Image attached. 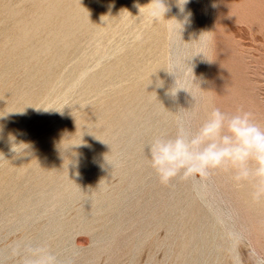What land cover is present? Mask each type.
I'll use <instances>...</instances> for the list:
<instances>
[{"label":"rangeland","instance_id":"obj_1","mask_svg":"<svg viewBox=\"0 0 264 264\" xmlns=\"http://www.w3.org/2000/svg\"><path fill=\"white\" fill-rule=\"evenodd\" d=\"M34 1L0 0V11ZM150 2L93 0L107 11L97 30L79 37L20 126H3L0 168L43 140L53 145L35 169L19 161L16 178L0 172V264H23L25 245L46 246L58 264H264V200L252 201L249 183L216 169L162 184L146 147L189 116L195 131L213 108L250 111L264 127V0H189L184 13L167 0L158 22ZM12 24L0 17V30ZM108 65L114 74L95 89L80 80ZM175 80L173 99L165 92ZM107 102L117 115L109 126L98 116ZM59 138L73 145L54 146Z\"/></svg>","mask_w":264,"mask_h":264},{"label":"water","instance_id":"obj_2","mask_svg":"<svg viewBox=\"0 0 264 264\" xmlns=\"http://www.w3.org/2000/svg\"><path fill=\"white\" fill-rule=\"evenodd\" d=\"M90 1L37 0L28 11L12 6H9L11 9L1 8L0 17L11 19L13 24L0 30V143L7 136L3 126L7 125L11 130L20 126L25 106L45 95L55 78V68L62 63L67 53L78 49V40L84 31L93 33L97 30L100 19L107 11L102 5L90 6ZM38 36L42 37L39 41L35 40ZM143 44H139V47ZM114 72V65H108L95 73L83 71L80 80L95 89L103 77L110 78ZM15 73H20L21 78L14 84L10 78ZM76 73L78 72L75 67L61 79L68 80ZM153 84L152 80L146 82L147 87ZM132 96L134 100L142 94L133 92ZM130 104L131 101L125 107ZM98 116L102 125H111L117 117L113 112V103L107 102L106 108L101 110ZM36 124L39 125L38 122ZM64 139L59 138L54 146L73 145ZM91 141L95 142L97 138L93 136ZM50 145L53 144L43 140L40 150L29 149L17 156L11 166L0 168V172L9 168L10 180L16 178L14 173L17 172L15 168L19 161L30 164L26 170L35 169V159L46 157L50 150L43 151V148ZM7 191L5 188L1 191L4 200Z\"/></svg>","mask_w":264,"mask_h":264},{"label":"clouds","instance_id":"obj_3","mask_svg":"<svg viewBox=\"0 0 264 264\" xmlns=\"http://www.w3.org/2000/svg\"><path fill=\"white\" fill-rule=\"evenodd\" d=\"M150 3L148 17L153 22L165 18L170 11L167 0ZM175 3L179 12L184 13L189 0ZM189 16L190 13L184 22ZM178 90L175 80V86L165 95L174 99ZM191 119V116L181 119L174 136H156L146 146L150 166L160 183L167 185L178 176L207 177L216 169L231 170L236 183L247 182L252 186L253 202L264 200V127L254 120L253 113L241 109L229 114L213 108L195 131ZM23 264H58V260L46 246L25 245Z\"/></svg>","mask_w":264,"mask_h":264},{"label":"bare ground","instance_id":"obj_4","mask_svg":"<svg viewBox=\"0 0 264 264\" xmlns=\"http://www.w3.org/2000/svg\"><path fill=\"white\" fill-rule=\"evenodd\" d=\"M92 1H93V0L90 1V6H93V5H92ZM107 4H108V3H107ZM93 7H95V6H93ZM41 38H42V37L38 36V37L35 38V40L39 41ZM221 170H222V169H221ZM219 171H220V170H219ZM230 171H231V170H230ZM220 172H221V171H220ZM222 172H224V170H222ZM231 173H233V171L230 172V174H231ZM220 174H221V173H220ZM226 174H227V173H226ZM233 174H234V173H233ZM227 176H228V175H227ZM232 177H233V175H232ZM219 179H220V178H219ZM226 181H227V179H226ZM231 181H232V180H231ZM228 182H229V181H228ZM232 182H233V181H232ZM247 188H248V187H247ZM232 190H233V189H232ZM235 190H236V189H234V191H235ZM242 190H244V189H242ZM238 191H239V190H238ZM239 192H240V191H239ZM239 192H238V193H239ZM231 193H232V192H231ZM241 193H243V191H242ZM241 193H240V194H241ZM229 194H230V192H229ZM230 195H232V194H230ZM237 196H238V194H237ZM247 196H248V195H246V197H247ZM233 197H234V196H232V198H233ZM238 197H239V196H238ZM240 197L242 198V196H240ZM234 198H235V197H234ZM241 198H240V200L242 201ZM233 200H234V199H233ZM236 201H237V200H236ZM243 202H244V200H243ZM236 203H238V202H236ZM245 203H247V202H245ZM242 204H243V203H242ZM239 205L241 206V203H239ZM239 205H238V206H239ZM242 206H243V205H242ZM248 206H249V204H248ZM243 207H244V206H243ZM241 208H242V207H241ZM244 208L246 209V206H245ZM249 209H250V208H249ZM238 210H239V209H238ZM240 210H241V209H240ZM246 210H247V212L250 211V210H248V209H246ZM246 210H244V211H245V214H246ZM244 211H243V212H244ZM248 213H249V212H248ZM250 213H251V212H250Z\"/></svg>","mask_w":264,"mask_h":264}]
</instances>
